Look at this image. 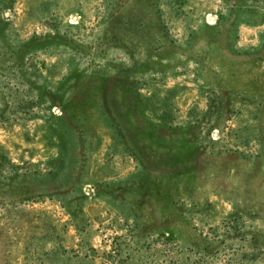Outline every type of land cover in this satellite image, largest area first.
I'll return each instance as SVG.
<instances>
[{
  "label": "rangeland",
  "instance_id": "1",
  "mask_svg": "<svg viewBox=\"0 0 264 264\" xmlns=\"http://www.w3.org/2000/svg\"><path fill=\"white\" fill-rule=\"evenodd\" d=\"M0 264H264V0H0Z\"/></svg>",
  "mask_w": 264,
  "mask_h": 264
}]
</instances>
